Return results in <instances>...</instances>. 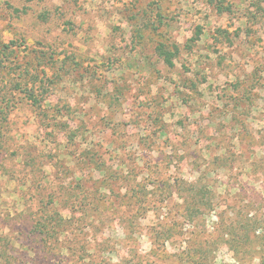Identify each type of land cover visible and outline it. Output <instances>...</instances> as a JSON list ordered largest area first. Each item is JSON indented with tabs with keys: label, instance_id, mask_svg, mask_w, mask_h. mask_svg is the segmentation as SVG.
Here are the masks:
<instances>
[{
	"label": "rangeland",
	"instance_id": "rangeland-1",
	"mask_svg": "<svg viewBox=\"0 0 264 264\" xmlns=\"http://www.w3.org/2000/svg\"><path fill=\"white\" fill-rule=\"evenodd\" d=\"M216 3L0 0L6 76L43 98L14 90L0 123V264H264V0ZM50 207L67 224L44 241Z\"/></svg>",
	"mask_w": 264,
	"mask_h": 264
},
{
	"label": "trees",
	"instance_id": "trees-1",
	"mask_svg": "<svg viewBox=\"0 0 264 264\" xmlns=\"http://www.w3.org/2000/svg\"><path fill=\"white\" fill-rule=\"evenodd\" d=\"M210 1L217 2L216 5L218 11L230 10L229 6L223 5L224 0ZM48 15V11L44 10L39 15V18L42 21L47 20ZM64 24L70 25L69 21H65ZM200 33L201 29L200 27H197V29L195 30V35L193 37L194 40L199 38ZM11 46H14V41L0 44V123L6 121V118L11 111L13 101L12 97H10L11 94L9 93L13 92L14 90H17L21 94H23V96L36 107H43V98L39 97L40 93L35 87L36 73H32L28 68H25L18 73V76L21 78L20 81L18 78L13 79L11 76H6V74L9 73L6 68L10 65L4 63V60H9V54L11 55V53H13V49H11ZM154 50L158 57L161 58L168 67L174 66V59L179 51L176 44L168 45L165 42L159 41L156 43ZM11 70H13V68ZM42 87L43 84L41 86H38L39 89ZM181 189L183 192H185V190L188 192V195L185 197L184 201L186 203V209L189 210V213L192 214L194 210H199L204 202V187H198L196 184H191L186 188L183 187ZM39 216L40 217L35 219V222L33 224L34 232H36V234L40 236L41 240L44 241L58 239V233L60 232L61 228L63 229L66 227L67 220L59 212H57L54 207L46 208L44 212L42 211V214ZM228 228L229 236L230 238L232 237L231 241L234 242L241 239V237H245L246 239L249 238L250 240H252L253 236H248V232L252 230L256 231L261 227L257 219L245 217L244 219L239 218L235 224L231 223ZM231 246H233L232 243Z\"/></svg>",
	"mask_w": 264,
	"mask_h": 264
}]
</instances>
